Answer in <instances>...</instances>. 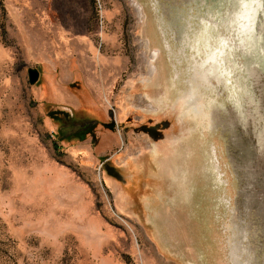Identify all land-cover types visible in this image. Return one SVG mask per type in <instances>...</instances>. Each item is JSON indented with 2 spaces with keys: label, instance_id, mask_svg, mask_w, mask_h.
<instances>
[{
  "label": "rangeland",
  "instance_id": "obj_1",
  "mask_svg": "<svg viewBox=\"0 0 264 264\" xmlns=\"http://www.w3.org/2000/svg\"><path fill=\"white\" fill-rule=\"evenodd\" d=\"M263 2L235 90L182 33L241 0H0V264H264Z\"/></svg>",
  "mask_w": 264,
  "mask_h": 264
},
{
  "label": "bare ground",
  "instance_id": "obj_2",
  "mask_svg": "<svg viewBox=\"0 0 264 264\" xmlns=\"http://www.w3.org/2000/svg\"><path fill=\"white\" fill-rule=\"evenodd\" d=\"M254 2H255V0H241V4L238 6L239 9H237V7L234 10L232 9L233 11L231 13L228 12L229 14H228L227 18L224 17L225 15L223 16L224 18L223 17H221V18L218 17V16H221V11H218V14H217L216 11H214V12L212 11V13L206 12V13H208L210 15L212 14L215 18L211 19V16L209 15L210 19L208 20L209 17L207 18L206 16H203V17H206L207 19H204L203 17L201 18L202 25H203L202 28L199 27L200 29H198V31L197 30L195 31L193 29V32H191L192 34L190 32H189L190 33L189 34L187 31H184L182 33L183 34V38H182V45L183 46L184 45L185 46H190L191 49L194 48L196 51H198V52L201 51V53L203 52V54H204L203 60H201L199 62L197 61L198 62V68L200 69V67H201V70H202L200 73H202L201 74V80L203 82H208L207 80H209V78L212 77L213 79L215 78V80H217L218 82H223L225 84V86L228 88L230 86L229 83H231L233 80H235L236 84L233 82L235 84V86H234L235 88L234 87L233 88L235 90L236 89L240 90V88H239V80L240 79L238 80L239 73L237 74V69L242 70L244 68V66H246V69L249 70L251 68V65L254 63V61H256V63L259 61V58H258L259 56H257V54H256V49H258V47L256 48V45H257V42L259 40L258 36H260V32L258 31L259 27L256 26L257 24L255 22V19H256V16H257V7H255V6H256L257 3L254 5ZM262 5L264 6V2H263ZM219 10H221V9H219ZM192 18H194V17H192ZM186 19H187V17H186ZM214 19H216V20L214 21ZM201 20H200V22H201ZM187 23H188V20H187ZM221 27H223L225 30L221 31L220 30ZM190 28H191V26H190ZM189 31H190V29H189ZM261 38H263V37H261ZM181 48L183 49V47H181ZM182 49H180V50H182ZM236 51H240L246 56V63L245 64L243 63L244 66H243V64H240L241 60H238V52H236ZM199 53H197V54H199ZM155 56H156V54H155ZM192 58H193V56H192ZM241 62H243V61H241ZM193 67H195V66H193ZM196 67H197V65H196ZM256 70H257V67H256ZM257 73H259V72H257ZM244 74H245V72H244ZM236 76H237V79L234 78ZM255 77H256V75H255ZM244 78H246V77H244ZM195 83H196V81H195ZM223 83L221 85H224ZM233 83H232V85H233ZM189 85H192V84H189ZM242 86H243V83H242ZM210 87H212V86H210ZM193 89H194V86H193ZM241 89H243V87ZM182 90H184V89H182ZM208 94L210 95L211 93H208ZM236 95H237V93H236ZM240 95L238 94V96L235 98L233 103H234V108L238 109L240 111V113H241V112H243V109H242L243 108V101L241 100L242 98H240ZM188 96L187 97H188L189 101H194L195 98H196L195 93L193 92V90H191L189 92ZM249 103H251V102H249ZM188 109H189V107H188ZM205 109L199 108L197 105H193V107H191L189 112L194 114V118H193L194 120H197L199 124L205 125V123H207L208 121H211L210 113H209V111H207ZM249 110H251V109H249ZM186 111H187V109H186ZM250 115H252V114H250ZM258 125H259V123H258ZM253 131L255 132V130H253ZM243 134H244V132H243ZM238 137H240V136H238ZM232 138H234V137H232ZM232 140H234V139H232ZM244 145H245V143H244ZM239 150H241V149H239Z\"/></svg>",
  "mask_w": 264,
  "mask_h": 264
},
{
  "label": "flooded vegetation",
  "instance_id": "obj_3",
  "mask_svg": "<svg viewBox=\"0 0 264 264\" xmlns=\"http://www.w3.org/2000/svg\"><path fill=\"white\" fill-rule=\"evenodd\" d=\"M176 114L177 113H174L171 117H168L169 118L168 120L161 119L160 121H158L159 124L163 123V124H160V127L158 129H156V127H154V126H149V128H147V130H150L152 132V134L155 135L154 138H156V140H158L159 135L156 136L158 132H160V131L165 132V131L169 130L172 126H173L174 130H175L176 126L179 127V125H177L178 123L175 120ZM163 118H165V117H163ZM172 118H174V119H172ZM168 123H170V124H168ZM173 129H172V131H173Z\"/></svg>",
  "mask_w": 264,
  "mask_h": 264
},
{
  "label": "trees",
  "instance_id": "obj_4",
  "mask_svg": "<svg viewBox=\"0 0 264 264\" xmlns=\"http://www.w3.org/2000/svg\"><path fill=\"white\" fill-rule=\"evenodd\" d=\"M73 120H74V118L72 117L71 119H68L67 122H72ZM58 121L60 122L61 126L65 125V123H66V119H64V118H60L59 117ZM91 121H93V120H91ZM83 124H82V127H81L80 131H78V132H76V134L72 135L71 139H73V138H76V139H79V140L86 139L87 135L90 132H92L93 129L95 128V126H96L95 124H93L91 126L88 125V124H86V125H83Z\"/></svg>",
  "mask_w": 264,
  "mask_h": 264
},
{
  "label": "water",
  "instance_id": "obj_5",
  "mask_svg": "<svg viewBox=\"0 0 264 264\" xmlns=\"http://www.w3.org/2000/svg\"><path fill=\"white\" fill-rule=\"evenodd\" d=\"M28 72H29L30 83L35 84L39 80L40 72L36 68H29Z\"/></svg>",
  "mask_w": 264,
  "mask_h": 264
}]
</instances>
